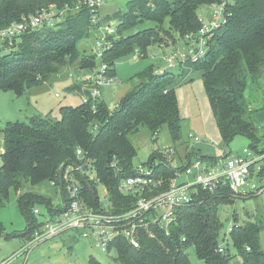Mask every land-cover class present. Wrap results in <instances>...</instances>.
Wrapping results in <instances>:
<instances>
[{
  "label": "trees",
  "instance_id": "16d2710c",
  "mask_svg": "<svg viewBox=\"0 0 264 264\" xmlns=\"http://www.w3.org/2000/svg\"><path fill=\"white\" fill-rule=\"evenodd\" d=\"M225 1L226 22L215 31L208 53L197 61L185 60L179 67L200 69L224 140L229 143L236 135L243 134L257 148L262 136L257 134L249 116L245 91L249 82L264 75V0H129L122 9L103 17L105 21H114L118 30L112 37L113 45L102 59L109 66L108 75L115 77L116 61L134 50L146 57L150 47L156 44H176L179 38L187 44L186 35L198 32L203 26L198 8ZM50 5L56 8L60 18L53 25L26 31L15 37L11 45L7 41L0 43V90L13 91L20 97L66 70L92 71L99 66L100 61L94 54L79 48L80 42L96 31L93 10L84 0H0V27L21 22L25 17L51 8ZM146 22L153 26L128 33ZM4 48L10 52L1 54ZM136 77L139 84L116 108H110L102 97L94 104L91 98L90 102L78 106H62L60 119L35 114L23 121H7L1 129L0 206L9 201L12 192L18 193L17 201L28 224L22 236L28 243L35 239L40 224L32 211L36 202L34 195L19 193L27 183L50 181L61 187V167L65 170L69 165L85 163L102 181L113 185L118 205L127 206L132 199L125 198L115 187L117 178L111 162L117 158L121 175L132 174V159L137 155L132 135L145 126L156 136L167 125L174 142L181 140L182 118L175 74L156 73L150 66ZM78 149L83 156L77 155ZM228 154L225 151L223 157ZM192 158L188 155L187 160ZM157 159L160 163L156 167L166 168L163 176L167 180H173L175 171H183L188 164L187 161L181 169L172 167L158 151L152 153L148 163L154 164ZM197 159L216 164L211 156L201 155ZM263 162L264 157L251 165V176L256 163L259 174H264ZM86 186L85 194H94L93 186ZM235 194L226 186L214 190L198 187L193 203L180 210L171 226H153V236L143 229L138 248L118 240L105 253L116 254L114 264H193L187 253L193 246L204 264H264L259 226L236 223L237 218L230 233L238 254H231L226 246L223 252L218 251L222 228L219 205ZM2 233L0 226V237ZM72 237L74 241L82 238L78 233ZM29 254L22 252L15 258L26 255V262ZM89 264L104 263L92 256Z\"/></svg>",
  "mask_w": 264,
  "mask_h": 264
},
{
  "label": "rangeland",
  "instance_id": "374dc122",
  "mask_svg": "<svg viewBox=\"0 0 264 264\" xmlns=\"http://www.w3.org/2000/svg\"><path fill=\"white\" fill-rule=\"evenodd\" d=\"M128 1L107 0L100 10V15L104 17L118 11L125 7ZM84 2L86 3V0ZM52 5H50L53 8L52 12L57 16L58 12ZM214 9L215 6L211 4H205L198 8V16L204 24L210 23L214 19ZM149 26H153V23L140 24L128 33H135L139 29ZM96 38L95 31L89 38L80 42L79 48L91 53ZM168 43L169 45L164 42L161 45L151 46L146 57L134 50L131 54L119 58L116 61L115 76V79L119 80L118 83L103 89L102 98L110 108H116L121 104L125 95L133 91L139 84L136 76L148 67L152 66L155 70L166 69L176 76L175 91L182 118L181 140L174 142L167 125H163L156 136L147 127L141 126L139 131L132 135V143L137 149V155L132 159V169L138 170L140 166L144 165L146 170L152 153L157 151L161 153L170 147L176 149V153L169 158L170 165L177 169H181L187 164L188 155L193 157L192 161L194 162L199 156L205 155L214 157L217 163L223 159L225 150L231 156H238L243 155L244 150L248 149L253 155L260 153L264 157V75L255 82H249L245 91V98L251 111L249 116L257 128V134L262 136L259 146L253 148L254 144L251 138L243 134L236 135L227 143L220 132L200 69L188 70L187 66L167 69L170 66L163 60L164 53H173L177 50L186 51V42L179 38L176 44ZM9 52V48L1 50V54ZM135 54H139L140 57L135 58ZM73 71L66 70L60 75L52 77L48 82L35 86L20 97L13 91L0 90V136L1 129L7 121H23L27 116L35 114L57 120L62 117V106L80 105L83 102L85 91L81 93L80 90L71 89V87L80 77L81 72L90 73V71L80 69ZM56 94L58 95L56 96ZM195 137H198L200 141L193 140ZM2 150L3 143L0 139V167L3 162ZM258 151L261 152L258 153ZM159 163L160 160L157 159L153 165L156 166ZM165 169L159 168L158 172L164 175ZM258 170L259 165L256 163L253 176L245 186L238 190V195H231V199H226L224 204L219 205L222 224L219 244L228 247L231 254L239 252L232 239V234L228 232V229L235 224L236 218V223L250 222L259 226L258 237L264 250V174L260 175ZM88 175L94 178L96 175L98 176V173L92 170L88 172ZM184 180L185 178L181 176L177 178L178 183H182ZM96 189L99 197L104 199L106 194L103 183L97 184ZM25 192L34 195L33 198L36 202L32 206V211L39 209L40 214L36 217L40 224L39 229L43 231L44 223L49 219H53L52 221L55 222L56 210L65 205L62 189L50 181H45L35 185L27 183L19 193ZM17 197L18 193L12 192L9 201L0 206V226L3 228L0 237V262L22 253L23 248L28 244V240L22 236L28 228L27 219L18 204ZM74 232L77 235L76 231L68 230L56 237L35 244L29 251L30 254L26 262V255H20L13 260L12 264H89V259L92 256L104 264H114L115 253L107 254L97 245H92L90 241L82 238L74 241L72 239ZM187 253L193 264H204L198 258L195 247H190Z\"/></svg>",
  "mask_w": 264,
  "mask_h": 264
},
{
  "label": "built area",
  "instance_id": "2783aa9c",
  "mask_svg": "<svg viewBox=\"0 0 264 264\" xmlns=\"http://www.w3.org/2000/svg\"><path fill=\"white\" fill-rule=\"evenodd\" d=\"M106 1L86 0V3L84 2L92 8L94 13L92 22L96 27L97 38L91 53L100 61L96 69L77 79L84 86L85 93L82 100L85 103L90 102L92 98L94 104L102 97L105 87L117 84L119 81L108 75L109 66L102 59L113 45L112 37L116 36L118 30L114 21H105L100 15V10ZM214 6V19L210 23H203L198 32L186 35V51L177 50L173 53H164L163 60L170 66L167 69L179 66L185 60L197 61L206 54L215 31L226 22V1L222 4H214ZM52 10L53 8L43 9L36 15L25 17L21 22L0 27V43L7 41L11 45L15 37L26 31H33L44 25H53L60 18L55 16ZM134 57L140 56L136 54ZM165 71L166 69H156V73ZM193 140L200 141L198 137ZM175 153L176 150L170 147L162 151L161 155L169 160ZM77 155L83 156L82 150L78 149ZM222 158L216 164H208L199 159L195 162L188 161L183 171H175L176 176L173 180L171 179L172 181L158 173L159 168L153 163H147L149 166L146 170L142 165L138 170H133L130 175H121L118 160L114 158L111 162L117 178L114 185L115 187L117 185L125 198L127 196L132 199L127 206L118 205L114 191H112L113 185H108L97 175L94 178L88 175L89 171H94L89 164L86 170L83 169L85 163L69 165L63 171L61 178L64 207L57 210L55 222L52 221L53 219L47 220L44 223L45 229L35 233V239L24 247L23 253H27L28 256L31 248L37 244L36 242L51 239L68 230L76 231L82 238L95 243L103 252H108L109 247L118 240H124L138 248L141 245V231L145 229L153 236V231L151 232L153 226L159 228L171 226L176 222L180 210L193 203L198 187L214 190L220 186H226L238 194V190L245 186L252 177L251 165L257 162V158L253 157V153L248 149L244 150L243 155L228 154ZM180 176L185 178L182 183L177 182ZM99 183H103L105 188L104 199L99 197L96 189ZM86 185L93 186L94 194H85L83 189ZM33 212L36 215L40 214L39 209H34ZM232 230L233 225L228 232ZM224 250V245H220L218 251L223 252ZM14 258L3 260L0 264H11Z\"/></svg>",
  "mask_w": 264,
  "mask_h": 264
},
{
  "label": "crops",
  "instance_id": "0c3cea01",
  "mask_svg": "<svg viewBox=\"0 0 264 264\" xmlns=\"http://www.w3.org/2000/svg\"><path fill=\"white\" fill-rule=\"evenodd\" d=\"M69 70H72V71H73L74 69L72 68V69H69ZM75 71H76V70H74L73 72H75ZM90 72H91V71H90ZM86 74H89V73H83V72H81L79 78L85 76ZM77 85H78V86H81V88H78ZM71 89H78V90L81 91V93L85 91L83 84H82L81 81H79V80H76V82H75L74 85L71 87ZM57 95H58V94H56V96H57ZM260 156H262V155H253V157L257 158V161L260 160V158H261ZM213 162H216V160H214ZM211 164H213V163H211ZM74 234H75V232H74Z\"/></svg>",
  "mask_w": 264,
  "mask_h": 264
},
{
  "label": "water",
  "instance_id": "95a60500",
  "mask_svg": "<svg viewBox=\"0 0 264 264\" xmlns=\"http://www.w3.org/2000/svg\"><path fill=\"white\" fill-rule=\"evenodd\" d=\"M225 151H226V150H225ZM225 151H224V152H225ZM83 169L86 170V169H87V165H85ZM63 171H64V167H61V169H60V175H61V176H62V174H63ZM61 189H62V185H61Z\"/></svg>",
  "mask_w": 264,
  "mask_h": 264
},
{
  "label": "flooded vegetation",
  "instance_id": "af4514ba",
  "mask_svg": "<svg viewBox=\"0 0 264 264\" xmlns=\"http://www.w3.org/2000/svg\"><path fill=\"white\" fill-rule=\"evenodd\" d=\"M57 210H58V209H57ZM57 210H56V211H57Z\"/></svg>",
  "mask_w": 264,
  "mask_h": 264
}]
</instances>
